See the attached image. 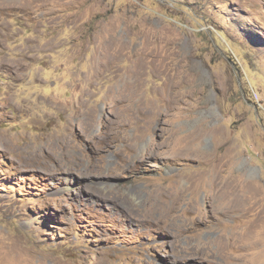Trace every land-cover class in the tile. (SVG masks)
<instances>
[{"label": "rangeland", "instance_id": "374dc122", "mask_svg": "<svg viewBox=\"0 0 264 264\" xmlns=\"http://www.w3.org/2000/svg\"><path fill=\"white\" fill-rule=\"evenodd\" d=\"M0 264H264V0H0Z\"/></svg>", "mask_w": 264, "mask_h": 264}, {"label": "bare ground", "instance_id": "6f19581e", "mask_svg": "<svg viewBox=\"0 0 264 264\" xmlns=\"http://www.w3.org/2000/svg\"><path fill=\"white\" fill-rule=\"evenodd\" d=\"M252 189V188H251ZM243 190V189H242ZM253 191V190H252ZM243 192V191H242ZM254 192V191H253ZM222 196V194H220Z\"/></svg>", "mask_w": 264, "mask_h": 264}]
</instances>
